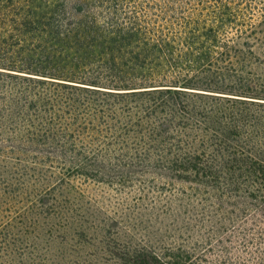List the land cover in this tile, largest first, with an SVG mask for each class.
Wrapping results in <instances>:
<instances>
[{
    "label": "trees",
    "instance_id": "16d2710c",
    "mask_svg": "<svg viewBox=\"0 0 264 264\" xmlns=\"http://www.w3.org/2000/svg\"><path fill=\"white\" fill-rule=\"evenodd\" d=\"M236 3L0 0V181H50L53 208L66 173L133 180L170 240L264 264V20Z\"/></svg>",
    "mask_w": 264,
    "mask_h": 264
},
{
    "label": "rangeland",
    "instance_id": "374dc122",
    "mask_svg": "<svg viewBox=\"0 0 264 264\" xmlns=\"http://www.w3.org/2000/svg\"><path fill=\"white\" fill-rule=\"evenodd\" d=\"M231 1L240 7H250L245 12L250 21L264 20L261 16L264 0ZM261 28L264 39V21ZM261 53L264 54V46ZM13 169L14 172L4 174L6 180L0 181V264H132L125 259L127 253L133 256L131 253L136 250L137 261L146 258L156 263L145 255V251H151V243L165 245V254L160 259L167 264L177 258L166 254L168 248L176 251L178 246L191 252L193 260L200 264L222 258L220 250L208 252L197 248L196 243L201 241L167 238L166 220L162 216L137 213L134 202L140 191L136 181L122 183L112 178L92 179L66 173V187L57 198L60 204L48 208L44 205L51 203L52 192L46 190L50 181L30 174L17 175ZM211 242L218 247L221 243L229 244V241ZM238 242L233 244L238 245L235 254L243 256ZM199 256L206 260H200Z\"/></svg>",
    "mask_w": 264,
    "mask_h": 264
}]
</instances>
